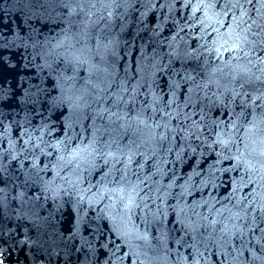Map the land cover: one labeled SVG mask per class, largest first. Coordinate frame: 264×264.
Masks as SVG:
<instances>
[{"label": "snow or ice", "instance_id": "6c2138e0", "mask_svg": "<svg viewBox=\"0 0 264 264\" xmlns=\"http://www.w3.org/2000/svg\"><path fill=\"white\" fill-rule=\"evenodd\" d=\"M135 2L24 0L21 34L0 32V50L23 48L32 69L19 92L0 79V243L14 220L27 264H106L122 260L112 250L122 247L141 264H165L176 255L169 244L201 243L216 247L221 264H264V0H197L193 11L227 27L195 48L177 36L203 21L181 25L167 13L128 36L116 10ZM48 24L55 33L42 30ZM125 56H135L134 68ZM205 152L230 162L233 194L251 189L246 202L205 213L206 201L182 202L191 175L178 185L172 171L161 183L162 159L187 153L199 163Z\"/></svg>", "mask_w": 264, "mask_h": 264}, {"label": "water", "instance_id": "95a60500", "mask_svg": "<svg viewBox=\"0 0 264 264\" xmlns=\"http://www.w3.org/2000/svg\"><path fill=\"white\" fill-rule=\"evenodd\" d=\"M7 2H8V0H0V16H1Z\"/></svg>", "mask_w": 264, "mask_h": 264}]
</instances>
